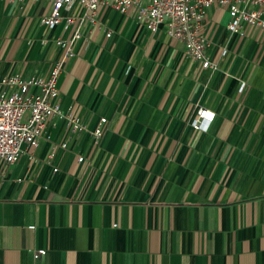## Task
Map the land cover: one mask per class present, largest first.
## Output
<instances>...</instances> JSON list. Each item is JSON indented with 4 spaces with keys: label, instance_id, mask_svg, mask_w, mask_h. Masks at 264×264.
Wrapping results in <instances>:
<instances>
[{
    "label": "crops",
    "instance_id": "1",
    "mask_svg": "<svg viewBox=\"0 0 264 264\" xmlns=\"http://www.w3.org/2000/svg\"><path fill=\"white\" fill-rule=\"evenodd\" d=\"M48 9L0 0V77L48 75L69 36L40 23ZM229 19L206 10L214 69L132 14L101 7L82 26L57 86L86 129L53 117L48 140L0 163V264H264V30Z\"/></svg>",
    "mask_w": 264,
    "mask_h": 264
},
{
    "label": "built area",
    "instance_id": "2",
    "mask_svg": "<svg viewBox=\"0 0 264 264\" xmlns=\"http://www.w3.org/2000/svg\"><path fill=\"white\" fill-rule=\"evenodd\" d=\"M9 2H37L40 0H3ZM49 5L40 23L47 29L62 25L68 37H57L54 42L61 54L52 61L46 77L22 78L18 74L0 77V163L10 165L17 162L26 150L32 152L42 138L49 139L46 127L53 117L62 119L69 129L80 132L86 129L80 118L73 113L72 106L61 111L58 100L57 79L65 61L75 56L74 46L82 37V26L96 22V13L101 7L111 8L139 21L151 33L163 25L168 36L183 44L185 55L199 61L204 68H216L206 54L209 37L203 33L206 10L215 5L227 9L230 19L226 25L232 33L244 35V25L264 30V0H43ZM76 2L73 12H69ZM110 31L106 33L109 37ZM45 39L41 44H46ZM244 86V85H243ZM241 86V89L243 88ZM214 118V112L199 107L191 125L206 130ZM105 117H100L91 130L95 139L102 136ZM65 141L51 142L48 159L53 158L58 147L66 148ZM32 153L30 154V156ZM29 156V157H30ZM83 157L79 156L78 161ZM54 171L57 169L54 168ZM46 253L45 249L34 252V258Z\"/></svg>",
    "mask_w": 264,
    "mask_h": 264
}]
</instances>
